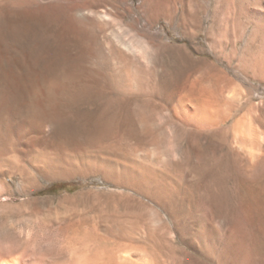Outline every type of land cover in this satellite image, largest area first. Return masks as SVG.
Listing matches in <instances>:
<instances>
[{"label": "rangeland", "instance_id": "374dc122", "mask_svg": "<svg viewBox=\"0 0 264 264\" xmlns=\"http://www.w3.org/2000/svg\"><path fill=\"white\" fill-rule=\"evenodd\" d=\"M0 102V264H264V0H0Z\"/></svg>", "mask_w": 264, "mask_h": 264}, {"label": "trees", "instance_id": "16d2710c", "mask_svg": "<svg viewBox=\"0 0 264 264\" xmlns=\"http://www.w3.org/2000/svg\"><path fill=\"white\" fill-rule=\"evenodd\" d=\"M71 184H55L49 189V193H57L60 191L74 192L77 188H70Z\"/></svg>", "mask_w": 264, "mask_h": 264}, {"label": "bare ground", "instance_id": "6f19581e", "mask_svg": "<svg viewBox=\"0 0 264 264\" xmlns=\"http://www.w3.org/2000/svg\"><path fill=\"white\" fill-rule=\"evenodd\" d=\"M263 67V66H262ZM1 108H2V104H1V102H0V113H1ZM17 129H18V131H24L25 130V133L28 131V130H30L29 129V126L25 123V122H23V121H18V123H17ZM28 128V129H27ZM1 264H6L5 262H3V263H1Z\"/></svg>", "mask_w": 264, "mask_h": 264}]
</instances>
